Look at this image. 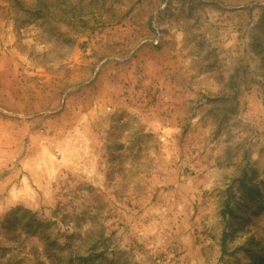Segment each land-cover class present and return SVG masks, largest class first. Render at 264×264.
<instances>
[{
    "label": "rangeland",
    "instance_id": "374dc122",
    "mask_svg": "<svg viewBox=\"0 0 264 264\" xmlns=\"http://www.w3.org/2000/svg\"><path fill=\"white\" fill-rule=\"evenodd\" d=\"M62 1L0 0V264L264 254V0Z\"/></svg>",
    "mask_w": 264,
    "mask_h": 264
},
{
    "label": "trees",
    "instance_id": "16d2710c",
    "mask_svg": "<svg viewBox=\"0 0 264 264\" xmlns=\"http://www.w3.org/2000/svg\"><path fill=\"white\" fill-rule=\"evenodd\" d=\"M52 3V0H37V12H40V13H42L43 14V12H45V11H47V13L49 12L48 10H49V7H50V4ZM61 3H67V4H69L70 2H67V0H64V1H62ZM67 8V7H66ZM64 11H67V9H64ZM67 13V12H66ZM80 13H81V11L80 12H78V13H76V11H74V13L72 14V16L73 17H75V16H77V15H80ZM68 22V21H67ZM68 23H70V22H68ZM225 235L223 236V239H222V246H223V249L225 248ZM59 257V256H58ZM57 257V259H59ZM79 259H81V260H86V258H84V257H79ZM59 263V262H58ZM57 263V264H58ZM249 264H264V254H261V255H258V256H254L253 258H252V262L251 263H249Z\"/></svg>",
    "mask_w": 264,
    "mask_h": 264
},
{
    "label": "crops",
    "instance_id": "0c3cea01",
    "mask_svg": "<svg viewBox=\"0 0 264 264\" xmlns=\"http://www.w3.org/2000/svg\"><path fill=\"white\" fill-rule=\"evenodd\" d=\"M4 57H5V54H4Z\"/></svg>",
    "mask_w": 264,
    "mask_h": 264
}]
</instances>
